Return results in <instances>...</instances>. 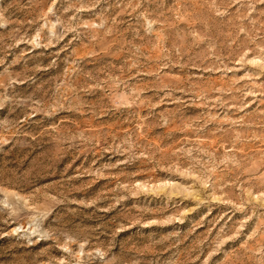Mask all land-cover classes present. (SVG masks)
Wrapping results in <instances>:
<instances>
[{"label": "rangeland", "instance_id": "rangeland-1", "mask_svg": "<svg viewBox=\"0 0 264 264\" xmlns=\"http://www.w3.org/2000/svg\"><path fill=\"white\" fill-rule=\"evenodd\" d=\"M0 264H264V0H0Z\"/></svg>", "mask_w": 264, "mask_h": 264}]
</instances>
